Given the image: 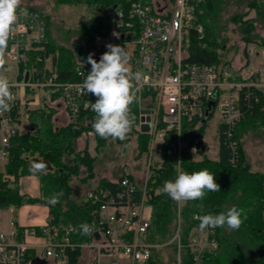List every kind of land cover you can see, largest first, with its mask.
I'll return each instance as SVG.
<instances>
[{
  "label": "built area",
  "instance_id": "1",
  "mask_svg": "<svg viewBox=\"0 0 264 264\" xmlns=\"http://www.w3.org/2000/svg\"><path fill=\"white\" fill-rule=\"evenodd\" d=\"M205 1L213 0H173V4L170 0H161V7L156 0H132L127 10L116 9L110 24L85 48L88 52L102 54L108 44L124 45L131 71L142 74L136 100L140 125L149 124L144 132L149 136L144 176L141 181L125 168L119 179L113 181L114 187L99 185L86 191V200L99 207L97 220L88 223L95 226L91 235H85L89 239L82 240L80 224L48 223L19 229L13 223L9 232L0 231V264H45L50 259L68 261L70 251L88 247L95 249L91 264H104L105 258H109V264H120L123 258L131 264H147L153 247L148 240L152 213L147 207H152V193L163 192V186H153L154 172L164 169L169 161H181L185 149L194 159L206 150L205 133L194 135L193 143L187 145L184 123H195L194 128L189 127L192 132L217 110V153L219 155L224 147L231 163L239 161L238 125L248 115L264 112V45L246 44L237 59L223 57L219 51V63L189 61L191 30L199 39L205 37V27L197 15L198 5ZM21 10L24 15L13 33L14 38L9 41L3 71L13 84L14 99L10 111L0 113V189L3 182L14 180V176L6 172V166L13 139L22 134L20 116L26 89H61L72 123H77L81 110L90 107L96 98L92 94H81L78 87L91 70L88 65L77 66L80 81L58 82V51L44 58L41 54L31 57L32 53L46 50L49 44L47 21L34 8L21 6ZM43 60L45 71L42 78H37L38 65ZM46 70L51 75L47 76ZM88 133L94 135L93 131ZM200 215L203 214H194L196 224L186 244L181 242L179 227L176 231L179 264L184 248L189 249L192 264H206V258L218 248L216 229L199 230ZM28 237L35 241L29 242Z\"/></svg>",
  "mask_w": 264,
  "mask_h": 264
},
{
  "label": "trees",
  "instance_id": "2",
  "mask_svg": "<svg viewBox=\"0 0 264 264\" xmlns=\"http://www.w3.org/2000/svg\"><path fill=\"white\" fill-rule=\"evenodd\" d=\"M75 0H57L60 4L74 2ZM132 0H85L88 5L97 7L95 13L90 19L85 21L80 29L82 35V45L88 48L90 42L97 33L108 26L118 7L128 9ZM217 0L201 2L197 7L199 20L205 27V37L199 39L197 33L191 30L189 43L188 60L198 63H219L220 54L217 51L224 45L214 34L213 23L211 21ZM257 7V16L264 20V5L258 6L253 1L250 2ZM49 23L48 15H44ZM234 18L239 22L240 33L245 44L250 42H259L264 45V38H258L255 34V25L253 20L244 19L243 15L236 14ZM123 46L124 45H119ZM58 51L56 58V72L58 82L80 81L77 73V66L81 62L76 49L63 45H56L51 39L44 51H37L31 54H41L46 57L50 53ZM107 51V48L102 54ZM126 51V50H125ZM87 65V64H86ZM45 60L39 62V72L37 78H42L45 71ZM47 71V70H46ZM46 75H51L48 71ZM35 90L26 89V95L34 93ZM52 96L62 97L61 89H53ZM31 98L24 97V106ZM96 98L93 99V103ZM132 114L135 117L134 124L139 121V103L137 100L131 106ZM56 110L35 109L29 110V120L34 127L33 131H26L13 139V148L11 156L6 166V172L14 176L13 181L2 183L0 189V208H8L11 205L21 206L26 202H46L50 207L49 224L64 225L69 223L82 224L91 223L97 220L98 206L86 200L79 203L71 198L72 186L71 179L80 173L84 166L89 174L93 171V162L95 157L89 153L87 146L83 150L76 149V141L83 134L93 131L92 124L95 119V113L91 107L82 109L77 123L68 122L65 126L57 127L53 121ZM213 115L210 114L201 124L200 128L192 132L189 127L194 128L195 123L190 125L184 123L183 135L188 141V146L193 143L194 135H202L206 132L208 121ZM21 117V116H20ZM21 120V118H20ZM264 127V112L248 115L237 127V138L240 144V158L237 163H231L227 157L224 147H221L218 159H211L202 150V158L194 159L193 155L185 149L181 156L182 167L185 171L191 173L202 169H208L215 174V180L220 185V192H208L203 200L189 201L185 204L174 202L164 192L160 194L152 193L150 204L152 205V223L150 226L149 242L153 245L152 256L149 263L153 261L155 245L170 242L175 251L178 252V242L174 238L176 231H180L181 242L186 244L192 228L196 224L195 213L201 214H219L225 212L232 206L243 209L247 219L241 225L239 230H229L225 228H216V238L218 240L217 250L206 258V264H264V172L251 169L246 161L245 152L242 146L243 134L256 126ZM96 135V134H95ZM97 147L103 146L106 139L96 135ZM149 136L140 133L138 136L139 151L145 153L148 148ZM27 154H37L38 157L45 160L47 164L42 165L44 171L32 169L29 165ZM66 156H74V161H67ZM176 159L166 163L162 170L155 171L152 178L154 188L163 186L164 182L175 178ZM36 174L40 177L41 190L43 198L22 195L16 184L19 177L24 175ZM2 174H0L1 180ZM111 180L102 179L100 185L105 188L114 187ZM155 190V189H154ZM57 193H63L60 196V202L55 206L48 203L49 198ZM203 205V209L199 205ZM75 239V238H74ZM89 239L88 236L82 238ZM81 249L69 252L68 264L78 262ZM180 264H192V258L188 248L182 252Z\"/></svg>",
  "mask_w": 264,
  "mask_h": 264
},
{
  "label": "rangeland",
  "instance_id": "3",
  "mask_svg": "<svg viewBox=\"0 0 264 264\" xmlns=\"http://www.w3.org/2000/svg\"><path fill=\"white\" fill-rule=\"evenodd\" d=\"M252 1L260 7L264 5V0H217L211 21L213 23L214 34L224 45L217 49L218 52H221V56L237 59V54L239 55V53L245 51L246 44L240 33L239 22L234 18L236 14H242L244 19L253 20L255 34L258 38H264V20L257 16V7L250 4ZM156 2L160 7L163 5L161 0H156ZM170 2L173 4V0H170ZM21 6L34 8L43 15H48V38L56 45L68 46L74 49L83 42L80 33L82 24L97 13L98 10L97 7L88 5L85 0H75L74 2L65 4H60L57 0H22ZM129 48H132L131 44ZM129 52H131V49H129ZM34 90V93L26 95L27 98H31L24 107L25 113L23 115L24 122L27 124V131H33L34 129L28 120V109L52 108L58 111V101L61 99L60 97L54 98L52 96L53 89L40 87ZM141 127L139 115V121L134 126L132 125L126 139L122 141L109 138L106 139L103 146L97 147L98 141L95 133L93 136L85 133L77 139L75 144L76 149L83 150L87 146L90 155L95 157V159L92 174H89L87 169L82 166L80 173L71 179V198L76 199L79 203L86 201V191L91 188H96L95 186L101 177L106 180L112 178L117 180L125 168H129L142 181L145 173V153L143 154L139 151L138 136L140 133H144L141 131ZM218 127L219 114L214 109V113L208 121L204 142L206 147L205 152L207 151L205 154L211 159H218L219 157L217 153L219 142ZM241 143L245 152L246 161L250 164L251 169L264 172V127L258 125L248 129L243 134ZM27 157L32 169L44 171L42 169V163L47 164L45 160L38 157L37 154H27ZM202 157L197 156V159H201ZM74 159V156H66V160L69 162L74 161ZM147 208L151 213L152 208ZM0 213V222L3 223L8 211L4 210ZM155 247L153 261L147 264H179V254L170 242L158 244ZM83 255L76 264L83 263L85 260ZM120 263L128 264L129 261L121 260ZM135 264L141 263L135 262Z\"/></svg>",
  "mask_w": 264,
  "mask_h": 264
},
{
  "label": "clouds",
  "instance_id": "4",
  "mask_svg": "<svg viewBox=\"0 0 264 264\" xmlns=\"http://www.w3.org/2000/svg\"><path fill=\"white\" fill-rule=\"evenodd\" d=\"M21 4L22 0H0V113L10 111L14 99L11 92L13 84L3 71L9 41L14 38L13 33L17 31L18 22L24 15ZM106 48L107 51L100 56L99 61L93 59V53H89L86 62L91 65V70L78 87L81 94L96 97L95 102L90 104L95 113L92 124L94 133L103 139L122 141L126 139L135 120L131 106L136 100L142 74L131 71L129 56L123 46L108 44ZM182 163H175V178L166 180L162 188L174 202L185 204L203 200L208 192H220L215 174L206 168L189 173L184 170ZM62 195H53L48 203L55 206ZM199 207L203 209L202 204ZM246 219L243 209L232 206L219 214L200 215L199 230L203 232L225 227L239 230ZM78 228L82 235H91L95 226L82 223Z\"/></svg>",
  "mask_w": 264,
  "mask_h": 264
},
{
  "label": "crops",
  "instance_id": "5",
  "mask_svg": "<svg viewBox=\"0 0 264 264\" xmlns=\"http://www.w3.org/2000/svg\"><path fill=\"white\" fill-rule=\"evenodd\" d=\"M44 89H50V88L45 87ZM24 94H25L24 95L25 97L26 93ZM58 102H59L58 103L59 109L58 111H56V114L53 117L54 123L57 127L65 126L69 122L68 113H67V110L65 108L62 98ZM26 104L28 103L26 102ZM24 107H23L22 114L20 117L21 118L20 120L21 133H24L27 131V124L26 122H24V116H23L25 113ZM100 179H102V177ZM100 179L97 182L95 187L100 185V182H101ZM110 180L116 181V179H113V178ZM16 184L22 195L43 198L40 177L38 175L30 174V175L21 176L16 181ZM4 210L8 211V214H7L5 221L3 223L0 222V231H5V232H9L11 229H13V223L19 229H23L24 227H31V226L41 227L43 225L48 224V221L50 218V207L46 202H43V201L26 202L22 204L21 206L11 205L8 208H0V212ZM152 212H153V209H152ZM0 216H1V213H0ZM27 240L29 242L35 241L32 237H28ZM82 255H83V258H85V260L81 264H91L95 256V249L89 248V247L83 248L81 250L78 261L80 260V257H82ZM121 260L123 261L127 259L123 258V259H120V261ZM45 264H68V261H59L56 259H50ZM104 264H109V258H105ZM120 264H127V263H120ZM128 264H131V263L129 262Z\"/></svg>",
  "mask_w": 264,
  "mask_h": 264
},
{
  "label": "water",
  "instance_id": "6",
  "mask_svg": "<svg viewBox=\"0 0 264 264\" xmlns=\"http://www.w3.org/2000/svg\"><path fill=\"white\" fill-rule=\"evenodd\" d=\"M75 49L77 51V54H78V57H79L80 61L86 63L89 67H91V65L86 62L89 53H93V59H95L97 61H99L100 56L102 55L101 53L86 51L85 47L82 44L78 45ZM149 119H150V117H147V120H149ZM141 120L143 121L144 117H141ZM148 129H149V124L143 123L142 127H141V130L143 132H145Z\"/></svg>",
  "mask_w": 264,
  "mask_h": 264
}]
</instances>
